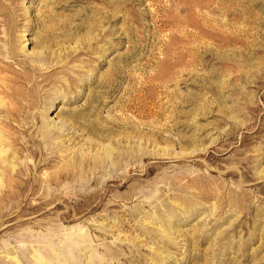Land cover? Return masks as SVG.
<instances>
[{
    "label": "rangeland",
    "instance_id": "rangeland-1",
    "mask_svg": "<svg viewBox=\"0 0 264 264\" xmlns=\"http://www.w3.org/2000/svg\"><path fill=\"white\" fill-rule=\"evenodd\" d=\"M0 59L16 113L0 118L16 139L0 191L24 163L55 184L0 201L1 263L47 244L69 261L56 241L18 237L76 233L92 241L80 261L111 248L122 257L103 264H264V0H0ZM83 169L98 183L78 192L88 201L73 190Z\"/></svg>",
    "mask_w": 264,
    "mask_h": 264
},
{
    "label": "bare ground",
    "instance_id": "bare-ground-1",
    "mask_svg": "<svg viewBox=\"0 0 264 264\" xmlns=\"http://www.w3.org/2000/svg\"><path fill=\"white\" fill-rule=\"evenodd\" d=\"M25 39H26V37H25ZM29 40L30 39H26L25 41H29ZM15 49L16 48L14 45L8 44L7 52L9 53V55L12 58L16 57V55H15L16 50ZM13 56H15V57H13ZM42 59H43V57H41V56H34L30 60L31 61H42ZM47 60H48V62L46 63V65H47L46 67H47V69H50V72L53 70H56L55 68L60 66V63H58L54 58L47 59ZM0 63L3 66V68H2L3 71H9V69H10L9 66L7 64H5L3 62V60L0 59ZM22 65H23L22 69L24 71L31 70V72L34 75L38 74V78L40 79V81L36 82L34 84H39L40 82L45 81L44 80L45 75L41 74L40 71L37 70V68L30 66L28 63H22ZM12 73H13L14 77L10 80V83L15 84L16 80L18 78L16 76L17 73H16V71H14ZM70 83L72 85H76V82L74 79H70ZM6 94H8V93L6 92ZM9 95L12 96L13 95L12 92L9 93ZM15 114H16L15 110L13 108H9L8 106L2 104L1 99H0V118L4 117L5 119H7L9 117H14ZM1 115H3V116H1ZM61 115L65 116V118H66V116H68V115H70V117L74 116V113L61 112ZM65 118H62V119L64 120ZM69 119H68V121H70ZM68 121H67V123H68ZM61 122H63V121H61ZM52 125H53L52 127L50 126L51 128H47L49 126V125H47V127H45V129L43 128V130L41 132H39L40 133L39 135L37 134L38 135L37 137L40 136L42 139L41 144L43 142H47L48 139L50 138V135L57 130L55 123H53ZM59 125H60V122H59ZM3 127L4 126L0 123V177H2L3 179H7V177L10 175L9 172L13 171V169H14L11 167L10 171L7 170V168H8L6 166L8 164L7 158H9L7 154L11 150L16 139L10 138L7 135V133L3 132ZM89 128H90V126H89ZM58 130H60V129H58ZM18 137H19V135H18ZM27 142L29 143L30 146L29 147L24 146V150H26L28 152L29 158L35 159L39 153L42 154V152H43L42 150H40L39 152L37 150L38 149V146H37L38 141L36 140V136H33V137L30 136V138H28ZM56 159H57L56 153L52 152L49 155L43 156L41 158V162L44 165H49L50 163H52ZM109 161H112V160H110L108 157H106V158L104 157V158L100 159V161L98 162L99 163V171H98L97 176L102 174L101 168H103V167H105V165L109 164ZM31 170H32V168L27 163H24L23 166L21 167V170L19 172H17V171L15 172V176H17V179L19 178L21 180V182L18 184L14 183L13 187L15 189V192L6 191V190L0 191V201H4V202L25 201L29 196L35 197V195H36V192L34 190L35 188L38 189L40 187H43L44 184L49 185V186H55L53 180L42 182L39 179L35 178L34 176H32ZM77 171L79 172V175H77L78 177H76L75 184L73 185L74 194H76L75 197L81 198V200H84V201L91 200L93 198L92 195L81 197L82 195L80 196L78 194V192H81L84 190H86V192H87L88 189H90L91 187H93V188L96 187V185L98 184L97 178L95 177V175H93V178H92V176H90V173H88L85 169H83L81 171H79V170H77ZM115 172H117V171H115ZM112 173H114V172H112ZM55 178L57 180H63V181H73L74 180L73 175L69 174L68 172H60L57 175H55ZM7 182H9V181H7ZM3 183H4V181H2V179L0 178V188L3 187ZM27 191L29 193H27ZM54 197L55 196L50 197V199L53 200ZM31 239L35 240L37 242H44L46 240L56 241L58 244V248L64 250L68 255H70V260L68 261L66 257L62 258L61 254L57 250H55V248L53 246H51L50 244H47L45 246H39L36 250L35 249L29 250V248H27L26 246L18 248V252L20 255L19 256L15 255L16 256L15 257L12 254L14 257L7 258V259H9V264H103L104 258H107L108 260L109 259L112 260V259H118V258L122 257V253L119 252L117 249L103 248L104 249L103 250L104 255L102 256V259L95 258L93 256L91 257V256L85 255L84 259L86 260V263L84 262L85 260L80 261L81 259L79 258L77 253H85V252L88 253L89 249H91V242L92 241L90 242L89 238L84 234L73 233V234H70L67 236H63V235H59V233H56L54 235H37V236L25 235V236L18 237V240H24V241H27V240L29 241ZM93 243H94V241H93ZM31 248H34V246L32 245L30 247V249ZM31 252H33V254H31ZM6 253H8V252H6ZM0 254H2V253H0ZM5 256L7 257L9 255H5ZM0 264H4V263L0 262Z\"/></svg>",
    "mask_w": 264,
    "mask_h": 264
}]
</instances>
